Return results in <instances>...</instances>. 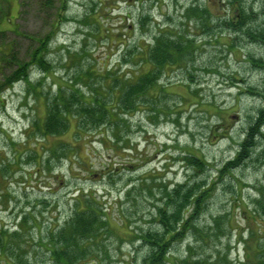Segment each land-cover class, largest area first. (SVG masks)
Wrapping results in <instances>:
<instances>
[{
  "label": "rangeland",
  "instance_id": "rangeland-1",
  "mask_svg": "<svg viewBox=\"0 0 264 264\" xmlns=\"http://www.w3.org/2000/svg\"><path fill=\"white\" fill-rule=\"evenodd\" d=\"M230 1L0 0L1 264H59L56 248L64 262L142 264L149 248L139 233L162 230L159 211L171 215L188 183L209 190L163 264H264V42L248 34L264 32V0ZM240 8L243 28L222 25ZM165 30L191 39L193 54L165 69L164 88L141 97L119 128L86 131L68 115L63 132L41 134L35 123L44 126L60 88L109 101L114 77L152 69L147 51ZM49 35L48 70L8 83ZM93 205L108 229L79 246L60 242Z\"/></svg>",
  "mask_w": 264,
  "mask_h": 264
},
{
  "label": "trees",
  "instance_id": "trees-1",
  "mask_svg": "<svg viewBox=\"0 0 264 264\" xmlns=\"http://www.w3.org/2000/svg\"><path fill=\"white\" fill-rule=\"evenodd\" d=\"M241 0H231V4L240 2ZM249 18V15L240 8L239 13H236L233 18L225 19L228 21L227 24L222 25L227 26L233 30L243 28L242 25L236 24L235 20ZM250 37L256 40L264 42V32L256 31L248 33ZM51 36H47L40 39L36 49L31 52L30 58L26 62L19 63L16 70L8 76L7 82L10 84L24 78L28 75V72L32 68H38V70L46 72L50 66L47 62V55L49 50ZM154 47H150L147 51V59L145 63L152 65V69L143 73L140 70H136L131 77H114V82H112L109 92H112V97L110 94L109 101L103 99L95 98L93 102L85 101L82 99L80 94L73 92L71 95L64 94L62 88L59 89L52 101L47 105L48 107V117L44 122V126L35 123V126L39 128L41 134L43 133H57L63 132L66 126V121L68 120V115L72 117H79V128L86 131L99 127L101 125H107V130H114V127H120V116H125L135 109L137 104L140 103L141 97H148L150 91L161 90L164 88L162 77L165 75V69L173 67L176 65L186 64L189 57L192 56L193 50L195 49L194 43L188 37H184L179 33L171 32L170 30L160 31L153 39ZM156 42V45H155ZM142 50V49H141ZM143 52V50H142ZM132 54V53H131ZM138 54H132L131 56L136 59ZM125 64L130 62V59L122 58ZM79 84L77 78L71 80ZM162 83V84H161ZM115 91V92H114ZM119 91V92H118ZM109 92L107 94H109ZM73 94L77 95V98ZM106 103L109 105L115 104L112 108L106 110ZM73 104H75L73 106ZM76 106V107H75ZM80 107L84 109L79 111ZM120 109V111H118ZM94 110H99L103 113V117L90 119ZM81 114L82 116H78ZM116 114L118 119H113V115ZM82 133H76V136ZM119 139L116 140V144H119ZM246 144H243V147ZM241 156L237 154L233 161H229L225 164V167H234L241 160ZM190 163L197 164L195 160H189ZM200 167V166H199ZM113 168V167H112ZM115 171V169H112ZM111 170V171H112ZM109 171V173H111ZM108 173V174H109ZM180 189H176L175 196L173 197V212L169 215L164 210L159 211L158 220L161 227V231L158 229H149L139 233L137 237L142 246L149 248L147 256L143 259L142 264H163L167 254L173 246L176 240H180L181 234L187 230V225H189L192 220L196 217L193 216V212H197L200 207V203L205 198V193L209 190V185L205 186L204 183L200 185H191L190 183L185 186H180ZM169 197V196H168ZM168 199V198H167ZM167 207V205H166ZM100 213L95 210V205L90 209H83V211L77 213L74 219L67 224V227L60 231V242L66 243L71 242L75 246H79L80 242L84 243L87 240H93L102 230L108 229L109 218L107 214L103 211V208L98 207ZM192 211V212H191ZM188 212L189 219L185 216ZM74 220L76 221V226L74 227ZM4 240L0 238V251L6 253L5 247L8 246L7 243H3ZM56 246V245H55ZM56 259H58L59 264H75L81 257H75L73 260L63 261V254L60 252L59 248H56ZM55 252L53 251L52 254ZM166 262V261H165Z\"/></svg>",
  "mask_w": 264,
  "mask_h": 264
},
{
  "label": "flooded vegetation",
  "instance_id": "flooded-vegetation-1",
  "mask_svg": "<svg viewBox=\"0 0 264 264\" xmlns=\"http://www.w3.org/2000/svg\"><path fill=\"white\" fill-rule=\"evenodd\" d=\"M1 264V263H0Z\"/></svg>",
  "mask_w": 264,
  "mask_h": 264
}]
</instances>
